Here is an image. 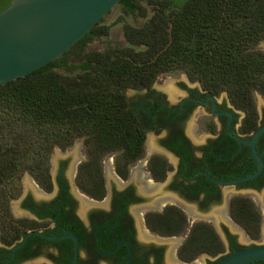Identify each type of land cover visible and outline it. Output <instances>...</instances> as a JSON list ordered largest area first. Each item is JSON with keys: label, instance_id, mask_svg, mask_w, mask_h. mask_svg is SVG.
<instances>
[{"label": "trees", "instance_id": "16d2710c", "mask_svg": "<svg viewBox=\"0 0 264 264\" xmlns=\"http://www.w3.org/2000/svg\"><path fill=\"white\" fill-rule=\"evenodd\" d=\"M12 0H0V13ZM153 13L147 19V10ZM123 14L146 19L135 27L123 24V47L86 51L93 40L108 36L99 22L59 59L0 86V231L10 245L19 239L10 202L20 193V178L31 175L50 187L49 159L84 139L87 159L77 171L76 185L88 197L105 196L101 161L115 154L124 176L143 155L144 135L125 110L124 92L151 84L161 74L185 73L215 94L246 105L253 91L264 95V54L254 48L264 40V0H119ZM158 170H152L158 178ZM232 217L253 239L261 216L251 201L232 203ZM148 229L161 236L186 231L174 208L150 215ZM224 251L215 231L194 224L178 251L190 263L201 255Z\"/></svg>", "mask_w": 264, "mask_h": 264}, {"label": "flooded vegetation", "instance_id": "af4514ba", "mask_svg": "<svg viewBox=\"0 0 264 264\" xmlns=\"http://www.w3.org/2000/svg\"><path fill=\"white\" fill-rule=\"evenodd\" d=\"M263 41L254 48L262 54ZM181 74L175 80L169 78L171 74H161L149 85L125 90V110L132 113L135 127L144 135L143 155L124 176L116 170L115 154L102 159L106 191L102 199L88 197L76 185L78 168L87 159L84 139H78L81 144L70 154L60 150L54 171L49 159L50 187L31 175L26 191L21 184L19 195L11 201L20 200L21 217H13L10 202V213L20 222L19 239L6 245L0 231V264H34L36 260L70 264L73 241L59 240L66 232L77 239V264H195L198 258L180 261L178 251L189 229L200 223L215 231L224 248L214 257L201 255L204 264L254 247L240 244L232 230L239 228L253 239L231 211L234 200L247 199L262 222L253 197L264 191V134L254 144L262 172L243 183L236 182L256 173L258 165L251 147L234 138L249 141L264 127V95L253 91L247 105L241 100L234 104L226 92L215 94ZM159 164L162 170L155 178L152 170ZM170 208L182 213L186 231L175 236L152 233L146 224L148 216L163 215ZM32 232L46 239L30 236L22 244Z\"/></svg>", "mask_w": 264, "mask_h": 264}, {"label": "water", "instance_id": "95a60500", "mask_svg": "<svg viewBox=\"0 0 264 264\" xmlns=\"http://www.w3.org/2000/svg\"><path fill=\"white\" fill-rule=\"evenodd\" d=\"M119 0H12L0 13V86L25 77L59 59L92 30L116 6ZM264 134L258 129L249 141H238L251 147V156L258 171L236 183L254 180L263 164L254 149ZM30 236L43 235L32 232ZM73 241L70 264H77L78 242L66 232L59 239ZM54 240V239H51ZM20 247V246H19ZM264 263V245L234 251L212 264Z\"/></svg>", "mask_w": 264, "mask_h": 264}, {"label": "rangeland", "instance_id": "374dc122", "mask_svg": "<svg viewBox=\"0 0 264 264\" xmlns=\"http://www.w3.org/2000/svg\"><path fill=\"white\" fill-rule=\"evenodd\" d=\"M142 6H144L147 10V19L149 17H151L153 10H151L150 6H147L145 4L144 1H142ZM146 19H142V18H133L129 15H125L122 12V9L119 5H116L101 21V25L103 26H107L109 27V31H108V36H103L100 39H96L93 40L91 43L88 44L86 51H98V52H103L105 50H107L109 47H123L126 45L124 39H123V35H122V26L123 24H130L132 26L135 27H139L141 26ZM263 45H264V41H263ZM170 79L175 80V78H179L181 76H183L181 74V72H175L172 73L171 75H168ZM81 144L80 140H76L74 142V144L69 148L71 151H69V149H67V154H70L74 151H76L77 147H79V145ZM62 152H60L59 149H56L53 151V153L50 156L51 159V163L53 165V171L56 168V164L58 162V160L61 158ZM104 167L108 168V160L104 161ZM50 168V165H49ZM30 175L28 173H24L21 178H20V186L22 184V188L23 191H26L29 188V177ZM106 180H108V174H106L105 176ZM253 200H255L257 209L260 211L261 215H262V222H261V233L260 236L258 237V239L256 240H249L246 236L245 233L243 232V230L241 229H236V230H232V231H236L237 236H238V240L240 242L241 245L244 246H263L264 245V191L257 193L254 195ZM19 199L15 200L13 202H11L13 211L12 215L14 218H17V216H20V211H19ZM170 244V243H169ZM204 260L205 257L204 256H200L198 257V259L195 261V264H204ZM42 263L39 260L34 261V264H39ZM194 264V263H193Z\"/></svg>", "mask_w": 264, "mask_h": 264}]
</instances>
